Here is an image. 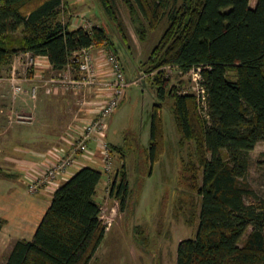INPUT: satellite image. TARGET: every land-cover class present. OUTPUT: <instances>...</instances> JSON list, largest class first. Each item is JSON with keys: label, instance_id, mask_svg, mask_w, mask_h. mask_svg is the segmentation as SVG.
Here are the masks:
<instances>
[{"label": "trees", "instance_id": "1", "mask_svg": "<svg viewBox=\"0 0 264 264\" xmlns=\"http://www.w3.org/2000/svg\"><path fill=\"white\" fill-rule=\"evenodd\" d=\"M103 3L115 16L111 1ZM123 5L139 41L167 19L142 64L144 84L155 96L149 160L156 161L162 149L159 111L169 100L179 134L177 180L200 197L196 235L179 242L176 264H264V193L245 201L254 195L246 180L249 152L264 141V0H123ZM65 11L64 0H0V72L19 51L46 57L56 71L95 44L104 43L120 60L104 28H73ZM166 66L198 69L204 91L198 97L180 93L169 85ZM101 179L99 169L85 165L61 183L33 238L16 240L3 264H91L107 231L96 199ZM114 190L123 208L126 170L112 180Z\"/></svg>", "mask_w": 264, "mask_h": 264}, {"label": "rangeland", "instance_id": "2", "mask_svg": "<svg viewBox=\"0 0 264 264\" xmlns=\"http://www.w3.org/2000/svg\"><path fill=\"white\" fill-rule=\"evenodd\" d=\"M110 1L115 16L106 11L103 0H64L66 11L63 17L65 21L71 22V27L91 29L96 26L104 28L108 33L109 39L117 47L119 61L129 83L125 96L114 110L116 113L112 121L108 122L106 130V139L113 149V167L107 182L103 183L106 173L100 167L99 161L88 165L102 172L96 199L101 206V218L107 225L105 236L91 264H176L179 242L196 235L200 197L181 188L177 180L179 134L171 122L169 100L164 102L159 111L163 129L162 149L156 161L151 163L149 160L155 96L150 86H143V79L147 74L143 71L142 64L165 30L167 19H163L156 29L147 30L145 39L139 41L123 0ZM101 47L107 49L102 43L93 45L92 50L97 52ZM164 69L169 78V85L177 86L180 93H195L197 97L200 95L196 69L182 71L172 66H166ZM12 73L20 80L26 73H30V64L25 52L19 51L13 55L0 72L1 90L7 102L4 115L6 123L0 134V174H6L4 169L15 168L24 158H37L32 166L41 167L43 170L48 156L68 144V139L66 142L63 139L82 131V126L90 118L88 116L82 119L85 112L90 110V113L94 114V108L89 107L92 102H89L97 99L95 91L98 86L94 85L90 90L84 86L79 89L63 86L57 89V94H49L41 100L39 98L31 102L26 94L29 85L24 81H21V84L25 92L13 97L9 83ZM65 73L68 78L81 76L75 69L67 72L65 67L61 71H46L45 77L63 78ZM102 74L101 71L92 78H104ZM229 77L234 79L233 72ZM31 106L35 118L29 123L31 118L24 112ZM39 124H42V127H39ZM28 125H31L32 129H26L25 126ZM58 136L60 138L56 140ZM189 146L191 149L192 144ZM179 150L182 152L181 147ZM124 167L128 192L125 205L121 208L116 191L111 192V182L118 168L122 170ZM29 174L36 175L34 172ZM24 176L22 182L27 188V182L31 178ZM246 180L254 195L247 196L245 201L254 202L255 197L264 193V141L258 142L249 152ZM249 231L250 228L241 239L240 245L244 243ZM7 251L1 256L0 264H3Z\"/></svg>", "mask_w": 264, "mask_h": 264}, {"label": "built area", "instance_id": "3", "mask_svg": "<svg viewBox=\"0 0 264 264\" xmlns=\"http://www.w3.org/2000/svg\"><path fill=\"white\" fill-rule=\"evenodd\" d=\"M25 55L29 60L30 73H26L22 80L17 78L15 73H12L9 78L15 96L25 92L21 81L31 83L27 92L34 100L37 99L40 90L45 94H51L63 86L75 89L84 86L87 90H90L94 85L98 86L95 91L97 99H92L89 102H92L89 107L94 108V114L86 120L81 128L82 131L78 132L77 135L68 136V144L52 156H48L49 159H46L47 162L40 174H30L26 177L31 178L27 182L28 191L38 192L51 184L57 186L59 181H63L62 179H65L72 169L78 170L80 167L85 166L80 164L79 159L91 158L90 148L92 143L98 149V161L100 167L106 173L107 179L113 167V150L106 139V130L111 115L123 100L126 87L129 85L117 56L112 50L105 47L93 52L91 46L76 52L66 65L67 72L75 69L81 76L68 78V74L65 73L63 78L56 76L48 78L45 77V72L38 68L39 58L42 57H37L28 51L25 52ZM101 71L104 78H92L100 74ZM199 80L198 74V79H196L198 90L203 92ZM85 103L88 102L85 101Z\"/></svg>", "mask_w": 264, "mask_h": 264}, {"label": "crops", "instance_id": "4", "mask_svg": "<svg viewBox=\"0 0 264 264\" xmlns=\"http://www.w3.org/2000/svg\"><path fill=\"white\" fill-rule=\"evenodd\" d=\"M38 68H41L43 72L53 70L49 61L46 57L39 58ZM138 78L135 79V81ZM30 86L31 83H28ZM143 86L145 84L143 83ZM60 92V91H59ZM58 92H53L51 94H57ZM27 97L31 102H35V100H40L43 97H47L49 94H45L42 90H40L37 99H32L28 92H26ZM14 95V94H13ZM18 96V95H16ZM15 95L13 97H16ZM7 102L4 98V94L1 90L0 85V134L1 130L4 127L6 120H5V111H6ZM32 106L24 112L29 115L31 120L28 121L32 123V119L35 118L34 113L32 112ZM90 110L85 112V117H91L93 114L90 113ZM116 112H114L109 121H112ZM80 118V117H79ZM78 118V119H79ZM69 124V123H67ZM37 125V124H34ZM42 124H39V127ZM68 127V126H67ZM26 129H32L31 125L25 126ZM41 129V128H37ZM107 136V133H106ZM35 137V136H34ZM59 136L56 140H59ZM67 137L63 139L65 142L67 141ZM36 140V139H35ZM40 141V140H39ZM59 142V141H58ZM110 144V143H109ZM111 146V145H110ZM91 158L90 159H79L80 164L89 165L91 162H97L99 160V153L96 145L94 143L91 144ZM17 160V159H16ZM37 158L35 159H22L18 162L17 166L11 170L7 169L6 174H0V258L4 254L5 251H9L12 244L18 239H25L31 240L34 236L36 228L40 223L42 217L44 216L45 212L47 211L50 205V199L56 190L55 188L58 187L61 183L57 186L55 184H51L46 186L45 188L40 189L38 192H30L24 186L22 179L25 178L24 175H30V172H34L36 174H40L41 167H33L32 164L36 163ZM22 163V165H20ZM32 166V167H31ZM2 168V165L0 164ZM123 170V169H122ZM122 170L115 172L113 181H118L120 178V174ZM124 170H126L124 168ZM36 171V172H35ZM76 170L72 169L65 179H62L64 182L67 180ZM109 177V176H108ZM107 177V179H108ZM103 181V183L107 182V180ZM6 252V254L8 253ZM6 256V255H5Z\"/></svg>", "mask_w": 264, "mask_h": 264}]
</instances>
